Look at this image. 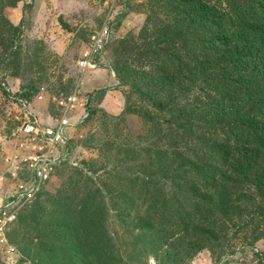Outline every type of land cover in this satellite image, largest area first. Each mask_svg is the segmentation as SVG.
Instances as JSON below:
<instances>
[{
    "label": "rangeland",
    "instance_id": "rangeland-1",
    "mask_svg": "<svg viewBox=\"0 0 264 264\" xmlns=\"http://www.w3.org/2000/svg\"><path fill=\"white\" fill-rule=\"evenodd\" d=\"M257 1L130 0L83 70L119 3L0 0V204L17 183L18 100L43 118L78 93L92 102L5 264H264Z\"/></svg>",
    "mask_w": 264,
    "mask_h": 264
},
{
    "label": "built area",
    "instance_id": "built-area-1",
    "mask_svg": "<svg viewBox=\"0 0 264 264\" xmlns=\"http://www.w3.org/2000/svg\"><path fill=\"white\" fill-rule=\"evenodd\" d=\"M119 5L102 31L93 38L80 64L83 70H96L105 49L114 41L115 26L129 8L130 0H113ZM23 118L21 126L10 142L12 153L7 158L11 175L17 180L15 188L0 204V264H5L3 249L8 243V232L19 220L24 208L31 205L43 192L61 167L71 157V133L89 118L92 102L75 94L54 116L43 118L26 99H19ZM88 107V109H87Z\"/></svg>",
    "mask_w": 264,
    "mask_h": 264
},
{
    "label": "trees",
    "instance_id": "trees-1",
    "mask_svg": "<svg viewBox=\"0 0 264 264\" xmlns=\"http://www.w3.org/2000/svg\"><path fill=\"white\" fill-rule=\"evenodd\" d=\"M253 9L257 10V15L255 17V20L253 22L254 30L256 32L255 34V43L261 44L262 46V54L260 55V47L258 46V60L256 63V70L258 74V80H259V87L264 90V0H258L257 2L253 3ZM260 57H262V62L259 60ZM263 64V66H261ZM260 66L263 70L260 69ZM259 67V68H258ZM156 105V108L158 109H164L161 107V104H154ZM202 123H210L208 119H204ZM248 125V123H247Z\"/></svg>",
    "mask_w": 264,
    "mask_h": 264
}]
</instances>
